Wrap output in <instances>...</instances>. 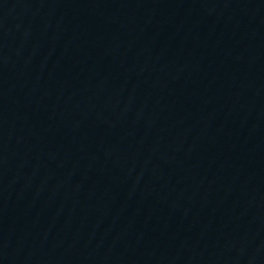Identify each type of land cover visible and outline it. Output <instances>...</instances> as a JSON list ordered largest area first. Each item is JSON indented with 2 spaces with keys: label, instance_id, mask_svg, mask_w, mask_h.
I'll return each mask as SVG.
<instances>
[{
  "label": "water",
  "instance_id": "water-1",
  "mask_svg": "<svg viewBox=\"0 0 264 264\" xmlns=\"http://www.w3.org/2000/svg\"><path fill=\"white\" fill-rule=\"evenodd\" d=\"M0 264H264V0H0Z\"/></svg>",
  "mask_w": 264,
  "mask_h": 264
}]
</instances>
